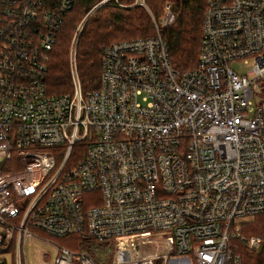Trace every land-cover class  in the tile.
<instances>
[{
    "label": "built area",
    "instance_id": "built-area-1",
    "mask_svg": "<svg viewBox=\"0 0 264 264\" xmlns=\"http://www.w3.org/2000/svg\"><path fill=\"white\" fill-rule=\"evenodd\" d=\"M119 0H103L99 6ZM75 0H0V264H95L57 244L114 241L113 264H242L234 241L264 214V0H208L199 66L174 69L163 31L102 50L85 93L49 95L47 53ZM22 171L5 173L14 157ZM43 234L46 235L44 239ZM17 257V258H16Z\"/></svg>",
    "mask_w": 264,
    "mask_h": 264
},
{
    "label": "trees",
    "instance_id": "trees-1",
    "mask_svg": "<svg viewBox=\"0 0 264 264\" xmlns=\"http://www.w3.org/2000/svg\"><path fill=\"white\" fill-rule=\"evenodd\" d=\"M103 0H75L72 10L62 19L56 40L45 59V85L49 95L65 96L74 91L72 81L71 44L79 27L82 31L76 45V67L85 93L98 90L102 71V50L116 42L146 39L156 34L149 12L135 6V0L111 1L99 6ZM146 5L156 20L164 15L167 5L175 15V22L163 31L172 65L185 73L199 66L203 38V25L208 0H146ZM15 168L4 164L5 173L22 171L18 158L12 161ZM241 234L262 239L261 249H252L242 241H234V251L242 264H264V214L243 223ZM58 241L73 251L81 250L95 264H113L116 244L77 234Z\"/></svg>",
    "mask_w": 264,
    "mask_h": 264
},
{
    "label": "rangeland",
    "instance_id": "rangeland-1",
    "mask_svg": "<svg viewBox=\"0 0 264 264\" xmlns=\"http://www.w3.org/2000/svg\"><path fill=\"white\" fill-rule=\"evenodd\" d=\"M75 38H76V35L74 36V39H73L72 44H71L70 59H72V57L74 55L73 46H74ZM43 237H44V239L47 238L46 235H44V234H43ZM57 244L63 245V243L60 241H58ZM54 248L55 247L52 246V244L47 243L45 240H29L27 242V245L25 248V251L29 257V260H28L29 264L41 263L39 261H42V259H43V252H49L50 256H51V260H54V258L56 256V252H55ZM76 251L77 252H83L81 250H76ZM13 255H14L13 251H10L8 254L4 255V256H6L5 258L8 260V264H13V260H14ZM115 255H116V250H115ZM170 264H171V261H170Z\"/></svg>",
    "mask_w": 264,
    "mask_h": 264
}]
</instances>
